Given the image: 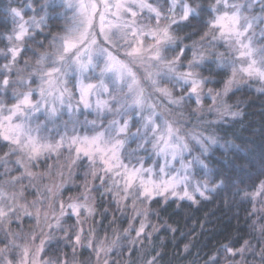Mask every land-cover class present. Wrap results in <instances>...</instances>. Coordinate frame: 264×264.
Listing matches in <instances>:
<instances>
[{
    "label": "clouds",
    "instance_id": "obj_1",
    "mask_svg": "<svg viewBox=\"0 0 264 264\" xmlns=\"http://www.w3.org/2000/svg\"><path fill=\"white\" fill-rule=\"evenodd\" d=\"M0 264H264V0H0Z\"/></svg>",
    "mask_w": 264,
    "mask_h": 264
}]
</instances>
